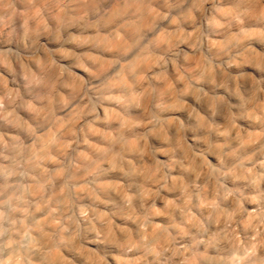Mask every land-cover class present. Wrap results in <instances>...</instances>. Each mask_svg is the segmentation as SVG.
<instances>
[{
	"label": "rangeland",
	"instance_id": "1",
	"mask_svg": "<svg viewBox=\"0 0 264 264\" xmlns=\"http://www.w3.org/2000/svg\"><path fill=\"white\" fill-rule=\"evenodd\" d=\"M0 264H264V0H0Z\"/></svg>",
	"mask_w": 264,
	"mask_h": 264
}]
</instances>
